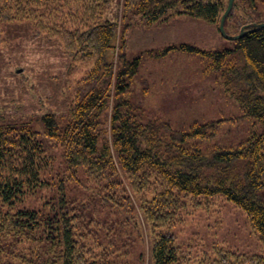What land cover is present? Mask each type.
Listing matches in <instances>:
<instances>
[{"label": "rangeland", "instance_id": "1", "mask_svg": "<svg viewBox=\"0 0 264 264\" xmlns=\"http://www.w3.org/2000/svg\"><path fill=\"white\" fill-rule=\"evenodd\" d=\"M6 1L0 0V8L10 2L15 11L19 2L26 5V0ZM181 1L178 11L186 8L187 0ZM137 2L91 0L82 18L63 5L61 21L40 17L41 5L29 9L32 18L0 13V126L32 130L30 148L16 141L12 176L19 183L27 179L26 174L17 176L33 154L37 176L31 184L27 179L13 201L0 200V264H63L60 232L68 222L74 264H156L154 248L161 236L174 240V264H264V242L251 219L224 197L194 198L174 192L170 201L165 197L168 187L157 174L126 170L113 147L112 165L99 155L74 162L71 146L47 136L43 119L54 117L55 129L63 136L78 104L95 87L99 55L91 45L76 41V26L119 18L118 43L123 37L129 61L141 59L139 73L127 82L122 99L141 104L148 119L164 120L175 130L206 127L208 135L196 143L207 153L236 148L250 137L253 121L225 94L217 73L209 71L210 64L188 51L166 52L186 44L219 50L233 43L217 24L188 15L147 26L142 18L129 15ZM236 5L234 19L227 24L229 35L238 34L245 22L264 20V10L253 15L243 0ZM111 102L100 117L99 146L113 144L110 120L116 88ZM21 211L37 213L42 222L58 218L60 232L39 221L38 230L26 227L18 233L15 223ZM154 216H164L165 222Z\"/></svg>", "mask_w": 264, "mask_h": 264}, {"label": "trees", "instance_id": "2", "mask_svg": "<svg viewBox=\"0 0 264 264\" xmlns=\"http://www.w3.org/2000/svg\"><path fill=\"white\" fill-rule=\"evenodd\" d=\"M71 1L75 4L69 3V0H26V5L24 2L15 5L16 11L14 3L11 5L10 2L0 8V13L7 16L17 12L24 18H32L33 13H30L29 9L41 5L40 17L47 15V19H59L58 16L65 12L62 10L63 5H67L82 18L86 3L91 0ZM237 1L235 0L234 8L226 21V31L228 22L234 19ZM243 2L249 14L257 15L264 10V0ZM182 4L181 0H138L135 7L129 9V15L142 18L147 26L168 23L174 16L188 15L210 24H217L219 28L229 0H187L184 2V11H178ZM99 5L100 2L98 7ZM98 7L96 5L90 8ZM79 16L73 19L75 25ZM254 23H264V20L245 22L240 30L243 26ZM76 28L73 34L76 41L91 45L99 55L94 75L95 87L86 93L78 104L72 114L73 121L63 136L55 129L54 117L43 119L47 136L57 140L63 139L66 146H71L74 162L99 155L103 163L112 165L113 147L126 170L133 173L146 171L157 174L168 187L165 197L170 201L175 199L174 192L194 198L222 196L249 216L264 242V29L249 33L238 41H231L233 46L219 50H204L187 44L166 49V52L188 51L206 60L210 64L209 71L217 73L225 94L253 121L250 137L238 147L216 149L207 153L196 143L208 135L206 127L194 125L190 131L175 130L164 120L148 119L141 104L122 99L129 88L127 82L139 73L141 59L138 57L129 61L126 57L124 38L122 37L121 44L118 43L119 18L116 22H96ZM116 51V55L120 54L119 60L115 59ZM116 80L118 82L115 86ZM114 88L116 102L110 120L113 144L108 142L99 146L103 133L100 130V117L112 106ZM16 128L0 126V200L4 202L13 201L26 186L27 179L31 184L37 178L33 171L36 164L34 154L29 161H25L24 169L20 170L17 176L26 174L27 179L23 178V182L19 183L13 178L15 176H12L16 172L11 163L16 141H19L18 145H29L30 148V136L33 137L32 130L18 131ZM36 135L34 134V137ZM154 217L158 222H165L164 216ZM16 221L18 222L15 225H19L18 233H22L20 230L26 227L38 230L41 226L39 221L46 222L51 230L60 232L57 227L58 218L42 222L35 212L21 211ZM10 224L14 226L12 222ZM66 224L68 225L65 230L60 232L65 247L63 264H74L72 229L69 222ZM173 241L169 236H161L158 239L154 248L156 264L176 262Z\"/></svg>", "mask_w": 264, "mask_h": 264}, {"label": "water", "instance_id": "3", "mask_svg": "<svg viewBox=\"0 0 264 264\" xmlns=\"http://www.w3.org/2000/svg\"><path fill=\"white\" fill-rule=\"evenodd\" d=\"M235 0H229L228 7L224 13V15L221 18L220 24H219V30L222 36L229 40V41H238L242 39L244 36H246L249 33L259 31L261 29H264V23H254L250 25L243 26L240 30V33L237 35H229L226 31V21L228 17L230 16L233 8H234Z\"/></svg>", "mask_w": 264, "mask_h": 264}]
</instances>
